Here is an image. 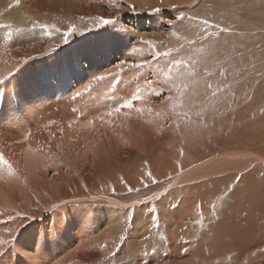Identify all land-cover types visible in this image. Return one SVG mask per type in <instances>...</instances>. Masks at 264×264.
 Listing matches in <instances>:
<instances>
[{"label": "rangeland", "instance_id": "obj_1", "mask_svg": "<svg viewBox=\"0 0 264 264\" xmlns=\"http://www.w3.org/2000/svg\"><path fill=\"white\" fill-rule=\"evenodd\" d=\"M14 2L0 264H264V0Z\"/></svg>", "mask_w": 264, "mask_h": 264}, {"label": "bare ground", "instance_id": "obj_2", "mask_svg": "<svg viewBox=\"0 0 264 264\" xmlns=\"http://www.w3.org/2000/svg\"><path fill=\"white\" fill-rule=\"evenodd\" d=\"M19 1H20V0H19ZM29 1H30V0H29ZM33 3H34V2H33ZM36 3L39 4V3H40L39 0H37ZM21 4H22V3H21ZM46 5H47V4H46ZM14 6H15V7L18 6V2H16V0H15V2H14ZM11 10H12V9H11ZM5 13H6V12H5ZM96 37H97V36H96ZM98 39H99V38H98ZM10 52H11V51H10ZM3 58H4V57H3ZM16 58H17V57H16ZM50 58H51V57H50ZM17 60H18V58H17ZM17 60H16V61H17ZM20 65H21V64H20ZM35 65H36V64H35ZM37 66H38V65H37ZM40 66H41V65H40ZM41 67H42V66H41ZM33 68H34V67H33ZM39 69H40V68H39ZM131 70H132V69H131ZM28 71H29V70H28ZM34 71H35V69H34ZM34 71H33V73H34ZM36 71H37V70H36ZM39 72H40V71H39ZM130 73H131V72H130ZM134 73H135V72H134ZM33 75H34V74H33ZM33 75H31V76H33ZM35 75H37V74H35ZM11 76H12V75H11ZM23 76H24V75H23ZM132 76H133V75H132ZM16 77H17V76H16ZM16 77H15V78H16ZM21 77H22V76H21ZM21 77H20V78H21ZM29 77H30V76H29ZM15 78H14V80H15ZM23 78H24V77H23ZM34 78H35V77H34ZM38 78H39V77H38ZM25 80H26V79H25ZM46 80H47V79H46ZM27 81H28V80H27ZM14 82H15V81H14ZM16 82H17V81H16ZM43 82H44V81H43ZM43 82H42V83H43ZM19 83H20V81H19ZM45 83H46V82H45ZM16 84H17V83H16ZM29 84H31V80L28 81V83H27V82L24 83V85L22 86V88L24 89V88L26 87V85H29ZM34 84H35V83H34ZM34 84H33V85H34ZM14 85H15V84L13 83V86H14ZM31 86H32V85H31ZM36 86H37V85H36ZM18 87H19V86H17V88H18ZM19 88H20V87H19ZM27 88H28V87H27ZM36 88H37V87H36ZM36 88H34V89H36ZM39 88H40V87H39ZM39 88H38V89H39ZM52 88H53V87H52ZM52 88H51V89H52ZM38 89H37V90H38ZM51 89H50V90H51ZM15 90H16V88L14 89V91H15ZM21 90H22V89H21ZM24 90H25V89H24ZM30 90H31V89H30ZM50 90H49V91H50ZM52 90H53V89H52ZM28 91H29V90H28ZM34 91H35V90H34ZM44 91L47 92V90H44ZM49 91H48V93H49ZM23 92H24V91H23ZM3 93H4V92H3ZM9 93H10V92H9ZM24 93H25V92H24ZM27 93H28V92H27ZM32 93H33V92H32ZM35 93H37V92H35ZM48 93H47V94H48ZM21 94H22V93H21ZM30 94H31V93H30ZM30 94H29V95H30ZM15 95H16V94H15ZM19 95H20V94H19ZM12 96H14V95L12 94ZM30 96L32 97V95H30ZM21 97H22V96H21ZM23 97H24V96H23ZM27 98H28V97H27ZM109 98H111V97H109ZM15 99H16V98H15ZM106 99H108V98H106ZM17 100H18V99H17ZM17 100H16V101H17ZM39 100H40V99H39ZM85 101H86V100H85ZM105 101H106V100H105ZM13 102H14V101H13ZM18 102H19V101H18ZM34 102H35V101H34ZM20 103H21V102H20ZM23 103H24V101H23ZM30 103H31V102H30ZM24 106H25V105H24ZM29 106H30V104H29ZM0 107H1V106H0ZM27 107H28V106H27ZM25 108H26V107H25ZM27 109H28V108H27ZM27 109H26V110H27ZM31 110H32V109H31ZM33 110H34V109H33ZM27 112H28V111H27ZM32 113H33V112H32ZM11 114H12V113H11ZM91 122H92V121H91ZM87 124H88V122H87ZM92 125H93V123H92ZM92 125H91V126H92ZM149 133H150V132H149ZM28 140H29V139H28ZM28 143H29V142H28ZM29 145H30V144H29ZM34 148H35V147H34ZM34 148H32L31 150H33ZM212 149H213V148H212ZM29 150H30V148H29ZM33 151H34V150H33ZM27 152H28V151H27ZM2 154H3V153H2ZM29 155H30V154H29ZM244 178H245V177H244ZM185 210H186V209H185ZM185 210H184V211H185ZM12 231H13V230H12ZM41 234H42V233H41ZM11 236H12V235H11ZM67 257H69V255H67ZM71 257H73V256H71Z\"/></svg>", "mask_w": 264, "mask_h": 264}, {"label": "snow or ice", "instance_id": "obj_3", "mask_svg": "<svg viewBox=\"0 0 264 264\" xmlns=\"http://www.w3.org/2000/svg\"><path fill=\"white\" fill-rule=\"evenodd\" d=\"M98 22L99 23H101V24H103V25H107V24H111V23H113L114 21L113 20H111V19H103V18H98ZM182 63V61H176L175 62V65H180ZM99 79H104V77H99ZM139 98V95L137 94V96H134L133 97V99H138ZM123 107H127V108H131L132 107V101L131 100H129V101H127L124 105H123ZM120 109L119 108H117L116 109V111L118 112ZM138 111H139V109H138ZM111 114V113H110ZM154 219V221H155V217L153 218ZM198 223H199V221H198Z\"/></svg>", "mask_w": 264, "mask_h": 264}]
</instances>
